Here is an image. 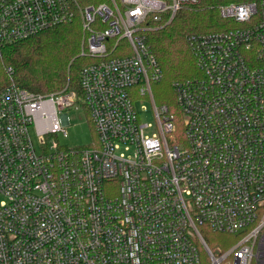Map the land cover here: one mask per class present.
Instances as JSON below:
<instances>
[{"label":"built area","instance_id":"obj_1","mask_svg":"<svg viewBox=\"0 0 264 264\" xmlns=\"http://www.w3.org/2000/svg\"><path fill=\"white\" fill-rule=\"evenodd\" d=\"M197 9L229 25L187 35L198 76L172 83L179 136L177 115L154 102L162 74L147 35ZM78 18L89 59L79 86L96 140L48 146L66 137L61 112L76 92L67 82L35 94L6 68L0 264H264V0H0V45ZM144 98L154 124L135 106ZM203 226L238 239L211 249Z\"/></svg>","mask_w":264,"mask_h":264},{"label":"trees","instance_id":"obj_2","mask_svg":"<svg viewBox=\"0 0 264 264\" xmlns=\"http://www.w3.org/2000/svg\"><path fill=\"white\" fill-rule=\"evenodd\" d=\"M105 1L78 0L83 6ZM223 29V20L215 10L197 9L180 10L168 24L150 31L147 45L162 74L161 79L153 85L159 83L172 88L175 81L198 76L195 60L186 40L187 35ZM81 36L80 23L73 21L25 40L0 45V91L9 83L7 67L12 69L13 83L17 87L35 94L60 90L68 80L69 89L77 94L76 104L84 107L89 117L79 86L80 69L89 62V59L79 56ZM165 105L170 113L177 114L172 106ZM177 119L178 116L175 118L176 123ZM204 239L209 246V240Z\"/></svg>","mask_w":264,"mask_h":264},{"label":"rangeland","instance_id":"obj_3","mask_svg":"<svg viewBox=\"0 0 264 264\" xmlns=\"http://www.w3.org/2000/svg\"><path fill=\"white\" fill-rule=\"evenodd\" d=\"M107 1V0H106ZM193 11V10H190ZM74 22H79V18L76 19ZM80 23V22H79ZM222 25V23H220ZM229 25L228 22L223 20V27L225 28ZM82 34V30H81ZM68 80L65 82V84ZM64 84V86H65ZM153 85V84H152ZM63 86V87H64ZM59 91V90H57ZM54 91V92H57ZM152 93L154 94L153 98L155 97V105H165L169 104L176 110V115L178 116L177 119V126H178V135H181L182 132V125H181V117L180 114L178 115V108L176 104V98L173 89L171 86L164 87L163 84H154L152 87ZM163 103V104H161ZM144 105L146 107V111L141 109V106ZM135 106L139 113H141L142 121L144 122H151L154 124L155 119L151 111L152 103L150 99H138L135 101ZM61 113L66 114L69 120V123L63 125V131L66 133V137H64L63 132L58 133L55 136H52L51 139L48 137L46 138L47 145L50 146L52 143L56 142L59 146L64 148H77V147H87L91 146L94 141L96 140L94 128L92 123L89 120L88 114L84 107L80 105H74L73 107L66 108ZM60 115V113H59ZM29 134L35 147V150L39 153V143L37 139V135L33 127H30ZM202 235L209 240V247L211 249L215 248H222L227 249L232 244L236 242L238 236L231 235V234H223V233H215L208 230L206 227L200 228Z\"/></svg>","mask_w":264,"mask_h":264}]
</instances>
